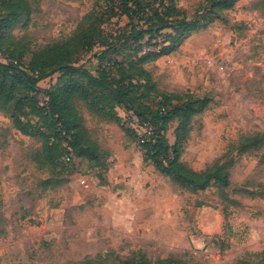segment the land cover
I'll list each match as a JSON object with an SVG mask.
<instances>
[{"label": "rangeland", "instance_id": "rangeland-1", "mask_svg": "<svg viewBox=\"0 0 264 264\" xmlns=\"http://www.w3.org/2000/svg\"><path fill=\"white\" fill-rule=\"evenodd\" d=\"M27 1L32 12L15 15L6 3L10 0H0L8 25L0 38V59L6 63V53L13 54L25 69L43 51L70 43L80 33L86 43L95 39L110 0ZM203 1L176 3L192 18ZM125 23L115 18L105 27ZM170 33L175 35L172 29L154 33L147 50L160 49ZM138 47L132 44L128 53L134 55ZM176 47L115 72L135 79L133 97L141 110L163 101L176 104L173 95L207 98L192 118L180 160L196 172L222 165L230 185L212 182L194 191L145 162L142 148L122 124L133 122L141 138L147 137V128L124 106L114 108L119 123L112 95L110 102L97 101L91 92L74 98L79 129L95 153L83 151L76 141L69 166L55 150L45 152L47 135L53 133L50 118L41 134L27 136L0 111V264H119L140 254L151 261L174 257L184 264H230L263 252L264 144L246 150L243 140L264 134V0H238L232 9L216 11L207 27ZM100 49L77 50L72 58L79 56L80 64L94 72ZM62 58L61 63L68 62ZM58 62L45 71L52 72ZM141 71L155 91H149L145 79L139 81ZM59 76L53 73L39 83L38 105L45 104V91ZM176 126V119L168 124L171 144Z\"/></svg>", "mask_w": 264, "mask_h": 264}, {"label": "trees", "instance_id": "trees-1", "mask_svg": "<svg viewBox=\"0 0 264 264\" xmlns=\"http://www.w3.org/2000/svg\"><path fill=\"white\" fill-rule=\"evenodd\" d=\"M237 1L205 0L200 3L195 15L189 18L177 5L176 0H110L105 8L106 20L101 22L97 37L90 43H86L83 39L84 33H80L70 43L57 44L53 49L43 51L39 57L33 59L29 69H25L20 59L13 54L6 53L5 58L8 60L6 63L0 59V111L9 114L14 127L27 136L41 134L42 127L47 125V120L50 118L53 133L47 135L45 152L55 150V156L59 157L65 166H69L73 157L72 147H77L76 141L84 145L83 151L95 153L93 144L84 136V131L79 129L78 115L73 106L74 98L91 92L97 101L110 102L112 95L116 101L111 107L114 106L113 113L119 123L121 117L116 110L114 112V108L124 106L127 112L132 113L129 115L131 119L135 118L139 124L151 128L150 134H147L146 138H141L129 125L131 121L126 119L125 122L128 124H122V128L130 133L142 148L145 162L154 166L174 183L191 187L194 191L204 190L212 182L218 187L226 188L230 185L229 171L222 165L217 164L205 171L196 172L180 160L182 149L190 133L192 118L202 112L208 99L173 95L170 98H175L176 104L169 106L163 101L159 102L155 109L148 107L146 110H141L136 106L137 98L133 97L132 86L135 79L133 77L125 79L123 74L116 73L115 69L118 70L126 65L131 69L136 62L144 63L173 52L177 48L176 44L188 38L193 31L207 27L216 11L230 10ZM6 3L13 8L12 14L29 15L32 12L27 0H10ZM122 17L126 19L123 26L106 29L105 26L113 19ZM7 29L8 25L0 12V38L6 35ZM164 29H172L175 35L168 34L169 39L159 44L160 49L147 50V45H150L148 43L153 40V34L160 33ZM132 44L139 46L135 49L134 55L128 53ZM96 47L101 49L94 55L98 60V67L94 72L80 64L79 56L72 58L77 50L91 52ZM118 55L122 59H117ZM62 57L68 62L61 63ZM55 60L59 62L53 65L52 72H46L45 67ZM56 72L60 73L57 83L45 91V96L48 97L45 104L38 105L34 94L40 90L39 83ZM142 73L139 81L145 79L150 85L149 91H155L156 88L149 75L144 71ZM163 98L162 94L161 99ZM166 99L169 102V97ZM39 111L44 115L42 116ZM34 117L38 119L35 120ZM64 119L73 127H70ZM173 119L177 120V126L175 141L171 144L166 133L168 124ZM263 144V133L243 140L246 150L258 149ZM119 264L184 263L174 257L151 261L144 254H140L138 257L121 259ZM230 264H264V251L257 254L253 260L243 258Z\"/></svg>", "mask_w": 264, "mask_h": 264}, {"label": "built area", "instance_id": "built-area-1", "mask_svg": "<svg viewBox=\"0 0 264 264\" xmlns=\"http://www.w3.org/2000/svg\"><path fill=\"white\" fill-rule=\"evenodd\" d=\"M136 123H138V121H137V119L136 120H134ZM132 123L133 122H131L129 125L130 126H132ZM139 124V123H138ZM141 125V124H140ZM146 126V128H147V130H146V133L149 135L150 134V131H151V128L150 127H148L147 125H145ZM133 127V126H132ZM134 128V127H133ZM135 129V128H134ZM136 130V129H135ZM69 159V158H68Z\"/></svg>", "mask_w": 264, "mask_h": 264}, {"label": "crops", "instance_id": "crops-1", "mask_svg": "<svg viewBox=\"0 0 264 264\" xmlns=\"http://www.w3.org/2000/svg\"><path fill=\"white\" fill-rule=\"evenodd\" d=\"M264 251V250H263ZM262 252V251H261Z\"/></svg>", "mask_w": 264, "mask_h": 264}]
</instances>
